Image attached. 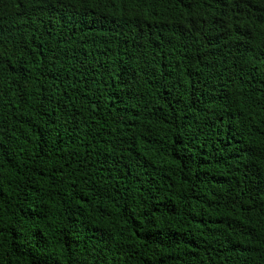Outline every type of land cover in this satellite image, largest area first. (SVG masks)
Wrapping results in <instances>:
<instances>
[{"label":"trees","instance_id":"obj_1","mask_svg":"<svg viewBox=\"0 0 264 264\" xmlns=\"http://www.w3.org/2000/svg\"><path fill=\"white\" fill-rule=\"evenodd\" d=\"M0 264H264V0H0Z\"/></svg>","mask_w":264,"mask_h":264}]
</instances>
